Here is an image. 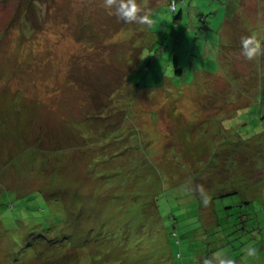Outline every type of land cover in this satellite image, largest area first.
<instances>
[{
  "label": "rangeland",
  "instance_id": "1",
  "mask_svg": "<svg viewBox=\"0 0 264 264\" xmlns=\"http://www.w3.org/2000/svg\"><path fill=\"white\" fill-rule=\"evenodd\" d=\"M174 1L0 0V264H264V0Z\"/></svg>",
  "mask_w": 264,
  "mask_h": 264
},
{
  "label": "clouds",
  "instance_id": "2",
  "mask_svg": "<svg viewBox=\"0 0 264 264\" xmlns=\"http://www.w3.org/2000/svg\"><path fill=\"white\" fill-rule=\"evenodd\" d=\"M102 7L109 16H115L118 21L126 24H139L150 28L155 23L154 12L147 6L146 0H102ZM241 55L248 61L256 60L260 55H264V48L255 33L241 37ZM191 184V180L186 181V191L198 193L202 204L207 206L210 197L203 185L198 184L193 188ZM242 251L245 257L255 258L258 250L255 242H250ZM197 264H236V261L224 250H217L211 256L199 258Z\"/></svg>",
  "mask_w": 264,
  "mask_h": 264
},
{
  "label": "trees",
  "instance_id": "3",
  "mask_svg": "<svg viewBox=\"0 0 264 264\" xmlns=\"http://www.w3.org/2000/svg\"><path fill=\"white\" fill-rule=\"evenodd\" d=\"M175 3H176V1L170 0V3H169L168 6L174 4V7H175ZM178 73L179 72H176V74H178ZM228 164L230 166H228V165L224 166L223 163L219 166L220 168H222V167H224V168L219 174L220 178L223 181L221 183H218V185L216 186V188L221 187V189H218L214 193L217 196V198H224V197H228V196H231V195H235L237 193V189H234V186L236 184H238V182H239V179L236 178L238 176L237 168H236V171H235L237 176H233V170L235 168L233 167V165H231V163H228ZM238 167H239L238 169L241 170V168H242V170H245L246 173L248 172V167H249L248 165H239ZM220 178H217V180L220 179ZM212 199L215 200L216 197L212 196ZM227 209H229V208H227ZM238 219L241 222L240 224H242V223H244V221L246 222L248 220V218H245V215H243V214L242 215L240 214L238 216ZM234 260L236 262L238 261L237 258H234Z\"/></svg>",
  "mask_w": 264,
  "mask_h": 264
},
{
  "label": "built area",
  "instance_id": "4",
  "mask_svg": "<svg viewBox=\"0 0 264 264\" xmlns=\"http://www.w3.org/2000/svg\"><path fill=\"white\" fill-rule=\"evenodd\" d=\"M169 8H170V10H171L172 12H174V11H175L174 4L170 5V6H169Z\"/></svg>",
  "mask_w": 264,
  "mask_h": 264
}]
</instances>
